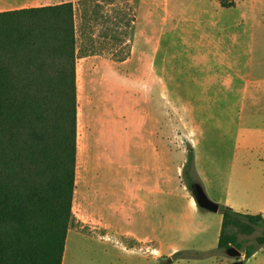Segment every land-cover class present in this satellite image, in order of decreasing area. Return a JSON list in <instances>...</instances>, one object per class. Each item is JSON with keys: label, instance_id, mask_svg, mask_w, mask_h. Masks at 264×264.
Here are the masks:
<instances>
[{"label": "rangeland", "instance_id": "374dc122", "mask_svg": "<svg viewBox=\"0 0 264 264\" xmlns=\"http://www.w3.org/2000/svg\"><path fill=\"white\" fill-rule=\"evenodd\" d=\"M228 2L233 3L229 8H223L220 0H76L79 63L87 55L90 59L98 58L97 54L115 59L131 55L124 66L103 60L92 73L87 72L95 78L98 97L106 99L113 93L114 99L121 97V82L131 88L130 105L142 106L146 93L142 84L147 81L151 97L145 106L153 112L152 86L159 77L163 81L162 230L155 237L147 223L150 217L154 220L152 207L151 213L136 212L133 221H127L120 208L113 211L106 205L123 196L128 187L126 165L140 162V155L122 154L125 141L103 135L113 164L103 169L101 191L93 193L92 187H86L99 182L93 169L101 161L82 138L73 204L75 223L68 233L64 264H233L238 259L218 247L223 213L198 206L185 173L192 144L196 171L191 170V178L203 185L211 200L223 205L219 198L227 192L238 160L235 135L240 108L232 101L248 93L243 85L249 74L229 68L209 71L219 61L211 49L225 53L220 59L225 62H234L240 54L255 49L261 55L258 66H264V0ZM127 38L128 43L123 44L121 39ZM81 69L80 65L79 72ZM85 90L80 78L81 100ZM262 141L257 138L253 145L260 146ZM258 148L257 154L264 157V148ZM92 195L104 208H95ZM155 216L158 220L157 209ZM263 229L240 237L252 243ZM127 230L144 235L145 242L136 244L135 252L127 249L136 240L118 232ZM179 247L186 257H174ZM242 252L244 260L247 257Z\"/></svg>", "mask_w": 264, "mask_h": 264}, {"label": "trees", "instance_id": "16d2710c", "mask_svg": "<svg viewBox=\"0 0 264 264\" xmlns=\"http://www.w3.org/2000/svg\"><path fill=\"white\" fill-rule=\"evenodd\" d=\"M220 1L225 8L233 5ZM75 5L0 11V264L64 261L77 187ZM191 170L196 171L192 144L185 163L189 185ZM221 212L220 249L236 246L249 258L264 246V229L252 243L240 237L264 227V214L228 205Z\"/></svg>", "mask_w": 264, "mask_h": 264}, {"label": "crops", "instance_id": "0c3cea01", "mask_svg": "<svg viewBox=\"0 0 264 264\" xmlns=\"http://www.w3.org/2000/svg\"><path fill=\"white\" fill-rule=\"evenodd\" d=\"M76 2V0H0V11L21 9L26 7H36L44 5H53L63 2ZM237 4L235 7L236 8ZM225 8V7H223ZM253 36H250L252 43ZM129 38H127L128 43ZM123 43V44H126ZM253 44V43H252ZM217 55L219 61L212 65L209 71L220 68H229L238 74H249L244 78V89L248 93L241 95L238 99L233 100L234 104L239 106V116L237 119L238 129L236 139L238 141L236 149V164L233 165V172L227 182V192L219 200L223 205L233 207L236 211L245 214H264V157L257 154V150L264 148V123H260L264 118V66L257 64L259 57L258 50L245 52L239 55L234 62H225L220 59L224 57L221 50L211 49ZM134 50L132 51V55ZM91 55L83 57L82 63H77V86H78V154H77V171L79 146L82 138H85L86 146L97 152L96 156L101 161V165L94 168V177L99 178V182H93L87 188L92 187V192L101 191L104 179V170L110 168L113 164L109 157L107 147L103 145V135L109 133L114 138L125 141L122 154H139L140 162L133 165H126L128 187L123 196L111 199L107 202V207L113 211L122 210L125 213L127 221H133L136 212L144 214L151 213V207L154 210V220L148 218L147 223L156 234L162 230V79L159 77L153 84L154 95L153 103L155 104L153 112L146 108L145 104L150 101L151 84L144 81L142 86L144 99L142 106H131L129 103L130 87L121 84L118 88L123 91L121 97L106 99L96 95L94 90L95 78L87 72L92 73L94 69L100 66L101 61L107 60L110 64L124 66L131 60L128 53L122 59L108 58L103 55H96L98 58L90 59ZM264 58V56L262 57ZM90 65L87 66V63ZM81 65V72L79 66ZM81 73V74H80ZM80 78L85 82L86 90L83 99L80 96ZM248 84V86L246 85ZM148 87V91H146ZM157 90V91H156ZM127 97L124 99V95ZM157 104V108H156ZM264 120V119H263ZM257 138H262L261 145H253ZM86 148V147H85ZM121 169L124 167H120ZM77 183V182H76ZM76 192V191H75ZM104 192V191H103ZM93 196V195H92ZM120 195L117 196V198ZM94 198V196H93ZM120 201V202H119ZM95 208H104L97 205L94 198ZM156 209L158 210V220H156ZM223 221V218H222ZM113 227V224H108ZM222 227V225H221ZM149 231V232H151ZM127 239H135L131 249L135 252L136 244H143L144 235H140L135 230L118 231ZM221 232V230H220ZM220 234V233H219ZM220 236V235H219ZM67 245V244H66ZM141 249V248H140ZM181 247L175 250L179 251ZM65 256V255H64ZM243 256V255H242ZM245 256V254H244ZM145 257V256H144ZM242 259V258H241ZM264 264V246L254 253L251 257L245 258L244 263ZM64 264V261H63Z\"/></svg>", "mask_w": 264, "mask_h": 264}, {"label": "water", "instance_id": "95a60500", "mask_svg": "<svg viewBox=\"0 0 264 264\" xmlns=\"http://www.w3.org/2000/svg\"><path fill=\"white\" fill-rule=\"evenodd\" d=\"M198 206L202 209L219 212L221 211V205L209 198L203 185L200 182H193L190 186ZM227 253L232 257H237L238 259L233 264H243L244 260L241 259L243 252L236 246H231L227 249ZM173 258L169 259V262H173Z\"/></svg>", "mask_w": 264, "mask_h": 264}, {"label": "bare ground", "instance_id": "6f19581e", "mask_svg": "<svg viewBox=\"0 0 264 264\" xmlns=\"http://www.w3.org/2000/svg\"><path fill=\"white\" fill-rule=\"evenodd\" d=\"M197 203V202H196Z\"/></svg>", "mask_w": 264, "mask_h": 264}, {"label": "flooded vegetation", "instance_id": "af4514ba", "mask_svg": "<svg viewBox=\"0 0 264 264\" xmlns=\"http://www.w3.org/2000/svg\"><path fill=\"white\" fill-rule=\"evenodd\" d=\"M191 186V185H190Z\"/></svg>", "mask_w": 264, "mask_h": 264}]
</instances>
